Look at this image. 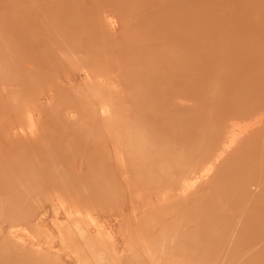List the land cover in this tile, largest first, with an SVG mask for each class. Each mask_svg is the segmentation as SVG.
<instances>
[{
    "label": "rangeland",
    "instance_id": "obj_1",
    "mask_svg": "<svg viewBox=\"0 0 264 264\" xmlns=\"http://www.w3.org/2000/svg\"><path fill=\"white\" fill-rule=\"evenodd\" d=\"M43 1L47 0H0V233L4 234L0 242L5 245L0 243V264H232L229 256L221 254L208 260L181 255L183 251L178 249L159 255V241L173 231L162 223L170 219L183 223L197 204L209 214L236 217L240 209L234 203L239 196H233V205L217 203L234 190L224 179L225 173L250 157L255 163L245 171L246 177L258 179L264 173L263 151L247 154L250 145H244L202 188L194 181L186 200L168 201H178L185 213H172L169 207L160 213L157 202H147L153 192H165L167 178L140 173L143 144L139 136L144 131L140 94L144 80L149 81L152 68L167 49V41H177L180 48L197 54L192 63L196 68H203L207 59L213 61L216 56L222 57L223 65L256 54L260 56L256 60L263 61L264 0H180L179 6H171L174 10L165 7L168 0H67L75 3L63 5L56 16L39 13L41 19H36L33 3L40 6ZM31 40L36 45L33 50ZM102 107L106 112L93 117L91 112ZM259 119L263 125L251 126ZM258 126L257 142L264 143V111L239 124L236 134L242 138V133ZM60 149L62 153H58ZM37 152L46 160L40 159L41 154L36 156ZM25 153L36 172L27 166ZM150 155L155 157L154 152ZM44 160L57 168L53 172L54 166L43 168ZM167 162L172 163L171 159ZM19 163L22 174L17 173ZM118 166L125 175L118 173ZM47 169L57 183H48ZM155 182L162 186L157 191L150 187ZM47 183H55L59 196ZM65 187L71 193L60 195L66 193ZM195 199L199 202H193ZM67 217L77 220V227L68 226L75 227L74 235L63 229ZM8 231L20 238L8 237ZM100 256L103 262L94 263L93 257ZM54 258L58 261L53 263Z\"/></svg>",
    "mask_w": 264,
    "mask_h": 264
},
{
    "label": "bare ground",
    "instance_id": "obj_2",
    "mask_svg": "<svg viewBox=\"0 0 264 264\" xmlns=\"http://www.w3.org/2000/svg\"><path fill=\"white\" fill-rule=\"evenodd\" d=\"M74 3V1L67 0L62 1L61 3H58L57 0H47L46 2L43 1L42 3H40V6L37 3H33V5L36 7L35 12L37 10L36 19H41L39 18V13H44L48 16L51 15L52 17L56 16L57 10L63 7V5L72 6V4ZM180 4V0H168L165 7L179 6ZM213 5L215 6V4ZM193 6L191 7V10ZM172 7L171 10H174L172 9ZM51 8H53V10H51ZM212 9L214 10L215 8ZM64 14H68L69 16L72 15L71 11H66ZM33 19L34 18L32 17V20ZM210 23H212L211 20ZM65 26V24H60V28L62 29H66ZM208 34H211V32H208ZM178 44L179 43L177 41L173 43L171 41H167V49L165 48V50L163 51L164 54L161 53L160 59L157 60V67L152 68V72L150 73L151 78L149 79V81L144 80L145 82L141 86V114L144 121V131L142 133V136H139V140L143 144L140 149V152L142 153V157L140 158V160H142V167L140 169L141 176L142 172H144L147 176L151 173L153 175H160V177L167 178L166 183H164L163 185L165 192L161 195L157 192H153V197H150L147 203L150 205L155 201L159 204V208L161 209L160 213L167 211L168 209L166 207H169L170 211L172 213L175 212V214L176 212L185 213V210L183 207L177 206L178 201H168L172 198H175L179 201L186 200L187 197L191 195V192H189V188L192 189L191 184L194 183V181H198L199 187L202 188L205 184H207L217 176L218 168L222 166L223 162L226 161V159L231 154L243 148L244 145H250L247 154H257L259 150L263 151L262 154H264V143L260 144L259 142H257L259 139L257 137V132L260 130L259 126V128L250 127L252 128V130L246 133L240 132L242 133V135L245 134L242 138H238V134H236L237 129L239 128V124H241L244 120H249V116H254L255 113L264 111V60L257 61L256 59L260 56L256 54L254 56L242 58L233 63L228 62L223 65V63H221L222 57L216 56V59H213V61L207 59L206 61L209 62L208 64H204L203 68L201 66H198V68H196L192 63L195 55L197 54H194V52L191 51L188 52L187 50L180 48ZM31 47L32 50L36 47L33 41L31 42ZM157 49H161L162 51V49L164 48L157 47ZM32 58H30V60ZM32 63L31 66H33ZM27 69H30L29 66ZM29 73L28 75H30ZM59 86L57 87L56 85L58 90ZM94 111L95 112H91V114L93 115V117H96V115H103L106 112V108L102 107ZM262 122L263 121L261 119L256 120V122H254L251 126L255 124L258 125V123L261 124ZM55 128L57 129L56 126ZM246 129L247 128L245 126L244 130ZM61 151L62 150L60 149L58 153H62ZM150 151L155 153V157H152V155H150ZM38 154V152L35 153L36 156ZM40 154L39 155L41 159L42 153ZM25 155L23 156V158L26 159L25 161L28 160L26 164L27 166L29 164L28 167H30V170L33 172L36 168L32 167L31 169L30 163H28L31 161V158H28V156L30 155L28 153H25ZM35 155L34 159L36 158ZM42 157H44V154ZM44 158L46 160V157ZM170 159L172 163H164L165 160ZM159 160L162 161L160 162ZM44 161H42V163L47 162ZM39 162H37L38 165ZM254 163L255 160L248 157L243 161L234 164L232 168H230L231 171H227L230 173H225L224 179H228L230 181L233 187L232 189L234 190L232 193H230L229 197L225 196L218 199V202H216L219 204L225 203L226 205H233V203L235 202L233 200V196H239L237 201L234 203V205H236V207L240 209L239 214L236 217H222L216 213H212V215L208 213L207 208H203V206L197 204L196 207L189 209L188 220L183 221V223L174 221L172 222L171 219L162 223L164 227H166L165 229H173V231L170 235H164L163 238L159 241L157 253L159 255H162L171 251L175 252V249H178V251H183L181 255L190 254L195 259L208 260L212 259L217 254H221L224 257L229 256L228 259H230V262L232 264H264V173L254 181L250 180V175L246 177L245 174L247 168H253ZM15 164L16 162L14 163V165ZM90 164H92V162H90ZM18 165L20 166L18 167ZM18 165L16 169L21 167L20 163ZM23 165H25V163ZM44 165L45 166L41 165L40 163L41 172L43 170L42 166L43 168L45 167V169L47 165L50 166V164L47 163ZM53 166L54 165L50 166L49 168H52ZM139 166H141L140 163ZM118 167V173L121 175H125L126 171H124L122 167ZM54 168L57 167L54 166L51 172H53ZM22 170L24 169H17V173L18 171H20L19 173H21ZM47 170L45 172V176L49 173V170ZM12 171L11 173H13ZM58 171H55V173H58ZM13 174L16 175L15 173ZM27 174L29 173H26V175ZM32 174L30 172V175ZM51 174L52 173H49L47 175L51 180L48 183L56 182V179L55 181H53L54 174L53 176ZM60 175L57 174L55 175V177H58V180H61V177L59 179ZM22 176L24 177V174ZM27 176L29 178V175ZM51 176L53 179L51 178ZM19 177L21 176L19 175ZM37 177L38 173L36 175V178ZM14 178L16 177L13 176V180ZM46 178L44 177L45 180ZM157 178L158 177H156V179ZM59 182H61V184L64 186L66 185L63 184L62 181ZM71 182H69V184ZM32 184L34 186L35 183L33 182ZM38 184H40V182L36 185ZM54 184H52L53 187ZM36 185L35 188L38 190V188L40 187L37 188ZM48 185L51 186L49 187L50 189H53L51 184ZM45 187L48 189V186ZM69 187H71V185H69ZM150 187L157 191L158 188H161L162 186H159V183L155 182L151 184ZM35 188H32V190ZM55 188H57L56 185L54 189ZM68 188L65 187V189L63 188V190L66 191L67 189L68 191ZM57 190L58 189H55L54 192H56ZM48 191L49 190H46L43 193H47ZM67 191L66 193L64 192V194L61 193L60 195H69L71 193ZM56 193H58V191ZM197 201L198 200L195 199L193 202L196 203ZM41 209H43V207ZM130 209L131 211H134V208L132 206H130ZM11 213H14V211L11 212L10 210V214ZM27 214L28 213H26V215ZM145 214L147 215V213ZM56 217L58 216H55V220ZM76 221L77 220L73 218L67 217L66 222L70 224L66 223L63 229H68V235H74L73 229H75V227L69 229L68 226L73 224L77 227ZM3 224L6 225L7 223L5 224L4 222ZM10 224H12V222H10ZM18 224L20 226V223ZM168 224H171L170 227L168 226ZM6 233L8 237L14 239L20 238L19 235H14V232L11 233L10 231H8ZM44 234L46 235V233ZM2 235L4 234L2 233ZM2 235L0 233V237ZM209 235H212L214 237L210 238ZM40 236H42V233ZM46 241H42V244ZM1 244L5 248V245L3 243ZM1 244L0 249L2 247ZM37 246L39 245L37 244ZM185 247L187 248V250H185ZM52 248L54 247L52 246ZM180 248H182L183 250ZM44 251L47 252V249ZM46 252L42 253L46 254ZM4 254L3 259L6 256ZM57 254L58 256H60L59 253ZM5 259L7 260V258ZM93 260L95 261L94 263H96V261L98 260L100 262H103V256H100V258L96 260L93 257ZM104 260L106 259L104 258ZM55 261L58 260L54 258L53 263ZM58 264H60V261L58 262ZM87 264L92 263L87 262Z\"/></svg>",
    "mask_w": 264,
    "mask_h": 264
}]
</instances>
